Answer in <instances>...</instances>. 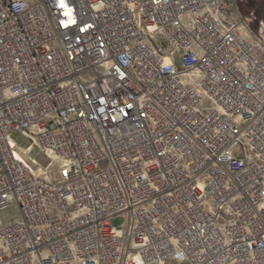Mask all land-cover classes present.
<instances>
[{"label":"built area","instance_id":"obj_1","mask_svg":"<svg viewBox=\"0 0 264 264\" xmlns=\"http://www.w3.org/2000/svg\"><path fill=\"white\" fill-rule=\"evenodd\" d=\"M236 1L0 0V264H264V41Z\"/></svg>","mask_w":264,"mask_h":264},{"label":"rangeland","instance_id":"obj_2","mask_svg":"<svg viewBox=\"0 0 264 264\" xmlns=\"http://www.w3.org/2000/svg\"><path fill=\"white\" fill-rule=\"evenodd\" d=\"M38 0H28L29 3H36ZM226 6L227 19L234 20V6H230V0H223ZM237 9L241 15V20L247 21L254 33H260L264 41V0H237ZM198 81V80H196ZM10 140L15 145L16 152L34 169L46 170V176L53 182H59V166L60 161L53 160L51 157L44 154L40 149L33 147L27 152H23L29 145L30 141L20 132H12ZM34 161V162H33ZM20 217L18 206L12 203L0 209V222L5 225L13 222ZM111 224L115 227L123 228L125 225V216L118 215L111 219ZM41 253H45L46 249L41 248Z\"/></svg>","mask_w":264,"mask_h":264}]
</instances>
